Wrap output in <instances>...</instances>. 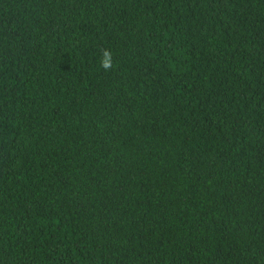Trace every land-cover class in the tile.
<instances>
[{
    "label": "trees",
    "instance_id": "trees-1",
    "mask_svg": "<svg viewBox=\"0 0 264 264\" xmlns=\"http://www.w3.org/2000/svg\"><path fill=\"white\" fill-rule=\"evenodd\" d=\"M0 264H264V0H0Z\"/></svg>",
    "mask_w": 264,
    "mask_h": 264
},
{
    "label": "clouds",
    "instance_id": "clouds-1",
    "mask_svg": "<svg viewBox=\"0 0 264 264\" xmlns=\"http://www.w3.org/2000/svg\"><path fill=\"white\" fill-rule=\"evenodd\" d=\"M100 67L104 70V71H110L113 68V59H112V55L111 52L107 49H105L103 51L102 57H101V61H100Z\"/></svg>",
    "mask_w": 264,
    "mask_h": 264
}]
</instances>
